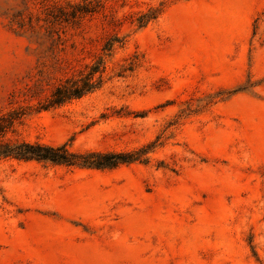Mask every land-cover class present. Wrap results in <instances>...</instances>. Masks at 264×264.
<instances>
[{
	"label": "rangeland",
	"instance_id": "374dc122",
	"mask_svg": "<svg viewBox=\"0 0 264 264\" xmlns=\"http://www.w3.org/2000/svg\"><path fill=\"white\" fill-rule=\"evenodd\" d=\"M155 19L147 22V17ZM100 89L38 110L104 56ZM0 264H264V0H0Z\"/></svg>",
	"mask_w": 264,
	"mask_h": 264
},
{
	"label": "trees",
	"instance_id": "16d2710c",
	"mask_svg": "<svg viewBox=\"0 0 264 264\" xmlns=\"http://www.w3.org/2000/svg\"><path fill=\"white\" fill-rule=\"evenodd\" d=\"M152 19H155L154 14L147 17V22ZM116 42H119L116 38L108 41L103 48L104 56L98 58L92 65L87 66L86 70L80 72L78 76L66 78L60 82L50 97L45 102L40 103L38 110H49L61 107L72 101L82 99L100 89L104 83V73L106 71L104 57L111 56ZM22 111H14L8 115H0V159L13 158L19 161L51 162L67 166L107 169L137 161H147L144 157L154 149V146L151 145L146 149L142 148L130 153L90 152L84 155H78L70 152L68 144L55 147L28 142L15 144L3 142L5 134L24 115Z\"/></svg>",
	"mask_w": 264,
	"mask_h": 264
}]
</instances>
